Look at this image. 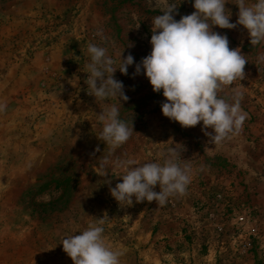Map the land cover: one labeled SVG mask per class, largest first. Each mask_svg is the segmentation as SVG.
Segmentation results:
<instances>
[{"label": "rangeland", "instance_id": "rangeland-1", "mask_svg": "<svg viewBox=\"0 0 264 264\" xmlns=\"http://www.w3.org/2000/svg\"><path fill=\"white\" fill-rule=\"evenodd\" d=\"M238 2L225 5L232 23ZM173 3L177 21L196 11L192 0H0V264H74L63 239L103 217L105 243L125 250L121 264H264V42L252 45L239 24L213 26L248 63L233 85L243 127L211 144L202 122L165 117L162 90L134 76L152 50V19ZM90 43L107 48L114 67L121 54L134 57L127 75L114 74L127 101L88 94ZM233 87L220 95L231 99ZM112 105L134 130L115 149L100 140L97 116ZM172 147L191 168L186 192L121 207L110 193L125 174L115 162L162 164Z\"/></svg>", "mask_w": 264, "mask_h": 264}, {"label": "clouds", "instance_id": "clouds-1", "mask_svg": "<svg viewBox=\"0 0 264 264\" xmlns=\"http://www.w3.org/2000/svg\"><path fill=\"white\" fill-rule=\"evenodd\" d=\"M228 0H192L194 11L190 15L175 19L177 6L169 4L162 14L152 19L150 44L152 50L135 65V75L141 72L148 78L154 92L162 90L165 102L161 104L162 114L182 127L203 125L202 131L209 137V143L219 144L230 135L240 132L247 118L241 109L242 93L233 87L236 80L245 76L246 55L239 48L230 49L226 34L213 31V26L234 29L242 25L250 35V43L264 42V0H255L248 5L239 0L238 20L230 22L231 13L226 9ZM103 38V32L97 33ZM90 62L87 64L86 84L89 95L97 100L108 101L117 97L120 102L129 97L124 85L114 78L119 70L128 74V67L134 64V57L120 56V66L114 67V59L107 48L90 43L87 48ZM264 60V56L260 57ZM107 74V75H106ZM224 87H233L231 99L220 93ZM6 105L0 103V111ZM103 122L100 140L112 149L126 143L132 136V127L120 118L115 105L99 115ZM211 129V131H207ZM178 149H169L168 158L159 162L137 163L134 159L118 160L117 167L124 169L122 182L110 189L112 197L121 207L135 202L156 201L164 205L168 198L183 195L191 183L189 165L179 162ZM109 163L105 158L101 164L100 176ZM159 185L160 191H154ZM105 217L79 234L63 239V250L74 264H121L125 250L114 248L103 238Z\"/></svg>", "mask_w": 264, "mask_h": 264}]
</instances>
